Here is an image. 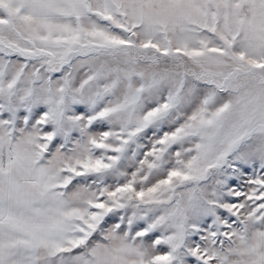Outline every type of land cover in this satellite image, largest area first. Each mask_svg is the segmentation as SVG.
<instances>
[{
    "label": "snow or ice",
    "instance_id": "obj_1",
    "mask_svg": "<svg viewBox=\"0 0 264 264\" xmlns=\"http://www.w3.org/2000/svg\"><path fill=\"white\" fill-rule=\"evenodd\" d=\"M0 264H264V0H0Z\"/></svg>",
    "mask_w": 264,
    "mask_h": 264
}]
</instances>
